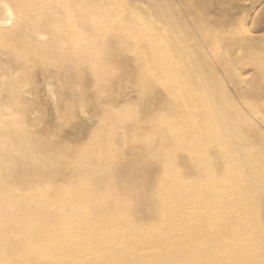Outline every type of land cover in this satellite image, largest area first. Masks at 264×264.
Wrapping results in <instances>:
<instances>
[{
    "label": "bare ground",
    "instance_id": "6f19581e",
    "mask_svg": "<svg viewBox=\"0 0 264 264\" xmlns=\"http://www.w3.org/2000/svg\"><path fill=\"white\" fill-rule=\"evenodd\" d=\"M172 2L0 0V264H264V100L248 91L264 58L245 57L249 77L231 70L219 47L243 40L195 13L197 41ZM141 43L145 54L131 51ZM126 52L144 100L133 162L119 146L127 133L107 124L75 152L27 127L33 68L75 92L85 68L103 80ZM167 53L165 70L148 64ZM213 53L236 102L207 69Z\"/></svg>",
    "mask_w": 264,
    "mask_h": 264
},
{
    "label": "rangeland",
    "instance_id": "374dc122",
    "mask_svg": "<svg viewBox=\"0 0 264 264\" xmlns=\"http://www.w3.org/2000/svg\"><path fill=\"white\" fill-rule=\"evenodd\" d=\"M172 5L178 8L182 18V24L189 29L190 34L197 41H199V38L193 28V24L197 19L196 14H199L197 20L203 25H209L212 29L224 27L227 29L230 38L235 41L238 39L243 40L242 42L245 45L242 49H240L237 42L234 44L225 43L222 47H219L220 56L228 63V67L231 70L241 73L242 76L249 77L252 69L245 63V57L254 54L256 56L258 55L259 58H264V0H183L181 6L176 3V0H173ZM189 10L193 11L194 14L196 13L194 19H188L186 17V12ZM135 36L139 38L138 34H135ZM148 44L150 43L129 46L132 48L131 51L135 50L140 54H145ZM125 46L127 47V45ZM130 52L122 53V56L118 57L117 55L115 57L117 69L112 74H108L109 76L104 77L103 80H94L93 77L96 74L93 71L95 68L92 71H90V67L85 68L84 71L87 75L83 71V77L74 82V84L72 83L71 88L74 86L75 92L74 89L67 90V88H64V83L58 80L55 81L56 79H52L53 81L50 80L52 82L51 90V87L47 86L41 80L51 70V67L33 68L36 71L32 72V76H35L34 78L32 77V80L35 81L36 97L38 96L39 99L35 97L36 99L34 98V101H30V99L23 104L26 109L35 110L34 113L28 114L29 119L28 116L26 118L27 127L29 129L33 128V133L35 132V135L40 139L48 141L50 143L49 149L60 150L64 148L65 150L75 152L97 133L96 130L99 126L107 124V129L113 128L118 130L119 128L120 132L127 133L128 136L126 135V137H128V140H125V138L121 140V145L119 143L118 145L126 153V159L128 161L132 159L130 162H133L132 157L135 152L127 143L131 142L129 137L134 132L132 120L141 114L144 100L136 94L134 74L136 69V63L134 62L135 54ZM168 55L169 53L164 54L162 58L147 59V62L150 66L155 68L161 67L165 70L168 64ZM213 55L214 60L209 56L210 60L208 65L211 71L209 68L207 69L210 73L219 76L225 83L227 93L236 102L238 100L237 93L231 84H226L227 79L223 77L225 72L219 66V58L214 53ZM46 69L47 72H45ZM167 73L169 78L177 77L173 71H168ZM35 78L36 80H34ZM82 78L83 81H81ZM54 81L56 84L53 83ZM251 86L248 91H253L257 95L254 99L256 101L264 100V80L260 82L255 81ZM80 88L82 93L78 95ZM62 89L67 92L72 90L73 93L70 92L72 93L70 95V93H66ZM81 96L84 97L85 102L83 111H79L77 105L79 97ZM167 102L169 105H174L176 99L170 98ZM237 104H239V107L244 112H247L246 109L248 108H246L245 104L241 106L239 101ZM129 147L130 151H128ZM130 152L132 155L129 154ZM155 169L156 167L149 170V172L152 170L151 174L153 178L157 174V169ZM138 180L134 178V181ZM55 182L56 184L62 183L61 178L57 177ZM46 185L47 183H41L37 187H45Z\"/></svg>",
    "mask_w": 264,
    "mask_h": 264
}]
</instances>
